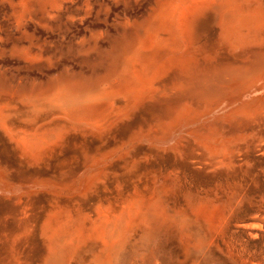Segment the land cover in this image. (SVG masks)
<instances>
[{
	"label": "bare ground",
	"instance_id": "bare-ground-1",
	"mask_svg": "<svg viewBox=\"0 0 264 264\" xmlns=\"http://www.w3.org/2000/svg\"><path fill=\"white\" fill-rule=\"evenodd\" d=\"M126 32L116 53L90 78L67 75L50 93L15 94L13 101L30 106L1 110L0 135L3 151L27 176L30 168L45 170L54 152L74 141V157L85 151L84 161H90L93 139L102 145L124 131L132 156H118L124 172L113 183L127 190H117L108 210L89 208L91 214H84L78 204L74 218L63 220L37 211L38 195L58 200L63 187L37 175L33 185L39 188L7 197L9 210L0 217V264H29L28 253L17 258L18 247L37 234L47 251L41 264H64L69 254L81 255L82 245L89 248L91 264H116L126 244L124 231L135 228L141 234L133 245H145L159 231L179 233L184 257L177 264H200L212 247L221 248L233 264H264V135L249 137L264 127V91L258 93L264 83L257 86L264 73V7L246 0H162ZM247 37L262 42L245 49L251 60L222 55ZM248 92L252 97L237 106L229 103L215 121L172 137L180 108L222 105ZM52 100L59 107L51 106ZM116 100L122 108L114 107ZM137 116L140 123L133 126L130 120ZM223 124L229 130L221 131ZM242 134L245 142L234 145ZM142 136L151 143L137 158L138 145L132 143ZM113 146L99 155L105 159L122 148ZM245 159L259 168H244ZM8 173L0 161V189ZM176 185L183 200L169 209Z\"/></svg>",
	"mask_w": 264,
	"mask_h": 264
},
{
	"label": "rangeland",
	"instance_id": "rangeland-1",
	"mask_svg": "<svg viewBox=\"0 0 264 264\" xmlns=\"http://www.w3.org/2000/svg\"><path fill=\"white\" fill-rule=\"evenodd\" d=\"M157 1L162 0H0V111L19 108L21 110L28 109L30 104H23L18 101L19 99L13 101L12 98L15 94L29 90L50 93L57 86L59 80L67 75L90 78L94 72L97 73L102 70V65L105 66L110 56L116 53L117 47L125 40L126 31L135 22L145 18L157 4ZM263 1L246 0V2L255 5L261 4L264 7ZM261 43L253 37H247L242 42L237 41L232 44L230 51H223L222 55L230 57H227L230 61H234V59L237 61L251 60L252 57L250 58L246 50L255 45L262 46ZM260 51H264V46L260 48ZM105 59L107 60L105 61ZM261 74L257 86L264 83V73ZM263 91L264 88L258 93ZM252 95L251 92L246 93V96L243 94L233 95L222 105L211 102L198 106L179 107L176 123L170 133H173V137L174 132L177 133L178 130H180L179 132L185 129L189 131L198 126H203L205 121H215L213 116L216 117L227 112L231 107L229 103L234 102L232 105L237 106L247 101ZM50 104L59 107L53 100L50 101ZM113 105L115 108L120 107L122 101L116 100ZM15 117L19 118L18 116ZM132 119L130 122L133 126L140 123L138 122L140 121L139 116ZM223 126L221 131L225 130L226 127V130H229L228 124H223ZM263 132L264 127L261 133H257L255 136L249 135V137L252 140H259L264 135ZM123 133L124 131H119L107 143L102 145L93 139L88 144V153L92 154L95 160L90 161H84L83 155L87 154L85 151H81V156L74 157L77 152L71 145L75 143L73 140L74 142L64 145L63 152H54L57 159H52L45 170L30 168L27 176H22L23 174L17 171L18 167L15 165L12 155L3 151L2 135H0L1 166L8 168L9 172L8 177L5 175L6 180H4L0 189V217L4 216L9 210L8 195L19 194L23 189L36 190V188H39L33 185L37 175L42 179L63 186L60 189L62 194L60 193L58 200L52 199L47 193L38 195L36 206H38L37 211L42 215L53 212L63 220L73 219L74 216L72 215L77 210L78 204L82 205L84 214H91V210L94 212L98 207L108 210L116 204L117 190L119 189L121 193L127 190L113 183L114 176L124 172V169L120 166L118 156L121 154L127 157L132 156L130 154L132 148L127 143L128 134ZM242 135L235 139L234 145L241 146L245 142V135ZM172 137L170 138L172 139ZM171 139H167L166 142L170 143ZM147 143H151V140L143 136L132 143L134 146L135 144L138 145L135 152L137 158L142 157ZM113 145H122V148L103 159L99 154L109 151L114 147ZM65 147L69 148L66 149ZM243 166L249 170L259 168L258 165H253L250 159L243 160ZM69 168L74 170L69 172ZM200 182L208 187L209 182L206 184V179L203 181L200 179ZM175 188L174 194L169 196L167 200L169 209L175 208L183 200V192L177 185ZM96 189L97 191H95ZM124 234L126 244L123 246L116 264H177V262L183 260L181 237L176 231L171 233L156 232L145 245H133L140 238L141 232L138 229L125 230ZM37 235L27 245L20 243L17 258L22 257L23 252H25L30 256L29 264H41L47 251L42 236ZM88 249L82 245L80 247L81 255L76 257L73 253L69 254V259L64 264H91ZM212 263L233 264L223 250L218 247H212L209 253L207 252L204 255L200 264Z\"/></svg>",
	"mask_w": 264,
	"mask_h": 264
}]
</instances>
